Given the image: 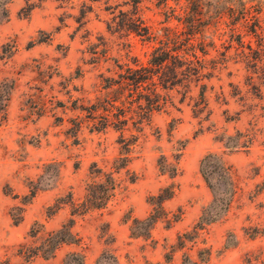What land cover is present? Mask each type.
Masks as SVG:
<instances>
[{
	"label": "rangeland",
	"instance_id": "obj_1",
	"mask_svg": "<svg viewBox=\"0 0 264 264\" xmlns=\"http://www.w3.org/2000/svg\"><path fill=\"white\" fill-rule=\"evenodd\" d=\"M140 22L158 40L203 42L215 66L209 114L173 95L175 108L99 131L89 108L111 96L104 80L158 46L128 31ZM208 153L223 156L237 191L194 230L204 209L218 213L199 172ZM108 176L106 206L81 214L87 184ZM164 189L173 195L159 210ZM70 220L79 245L20 253ZM71 253L85 264H264V0H0V264H65Z\"/></svg>",
	"mask_w": 264,
	"mask_h": 264
},
{
	"label": "trees",
	"instance_id": "obj_2",
	"mask_svg": "<svg viewBox=\"0 0 264 264\" xmlns=\"http://www.w3.org/2000/svg\"><path fill=\"white\" fill-rule=\"evenodd\" d=\"M128 31L145 41H156L158 46L152 49L145 63L131 58L133 66L125 65L123 68L118 65L119 72L104 80L103 89L109 91L111 96L105 100H98L89 108L92 116L101 113V124L96 129L103 131L113 126L117 130H122L133 117L142 121L155 112L175 108L173 95L179 96L177 101L179 105L187 99L193 101L194 114H209L207 81L213 77L215 66H208L206 60L208 51L205 50L203 42H197L194 34L180 39L176 33L166 34L164 39L158 40L141 22ZM194 90L196 95L192 97ZM117 162L119 163L116 169H122L127 166L129 160L124 156L118 158ZM171 172V175L175 176L176 167H172ZM199 172L207 187L213 192L211 210L217 208L218 213L212 214L208 208L204 209L194 230H202L217 221L220 216H224L237 191L231 167L222 155L206 154L200 161ZM213 182L222 184V192L215 188ZM114 186L111 176L102 183L87 184L85 198L80 205L81 214L92 209H103L113 195ZM172 195L171 190H161L153 198V203L161 210L162 203ZM157 220L158 216L151 214L140 222L146 231L144 235H149ZM72 223L73 220H70L57 231L48 233L34 250L20 253L27 258L41 256L49 259L54 257L55 252L63 245H79L80 239L71 230ZM31 233L34 237L38 230ZM65 264H85V256L79 253L68 254Z\"/></svg>",
	"mask_w": 264,
	"mask_h": 264
}]
</instances>
